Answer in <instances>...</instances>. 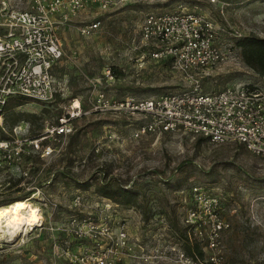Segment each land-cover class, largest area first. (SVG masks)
Segmentation results:
<instances>
[{"label":"rangeland","instance_id":"obj_1","mask_svg":"<svg viewBox=\"0 0 264 264\" xmlns=\"http://www.w3.org/2000/svg\"><path fill=\"white\" fill-rule=\"evenodd\" d=\"M180 4L212 20L218 42L233 55L196 76L203 91L233 83L264 86V77L242 62L237 39L228 34L264 37V0H135L109 10L89 6L57 22L63 54L50 68L55 97L48 103L21 97L23 103L11 110L8 100L0 136L10 137L20 125V134L32 137L65 113L71 115L72 130L63 142L45 141L57 153L47 158L34 153L0 167V206L28 199L41 214L38 225L13 237L2 228L0 264H90L74 262L82 241L68 228L70 215L84 212L105 217L113 231L123 226L130 250L113 264H194L186 248L195 240L186 234V213L195 205L193 187L219 200L218 211L227 223L220 241L222 264H264V156L237 141L211 143L183 130L134 136L148 116L126 108L91 109L98 92L120 101L189 87L188 75L173 66L172 58H154L159 45L144 43L140 36L147 13L172 11ZM23 7L17 0H0V23L12 9ZM95 20L97 27L81 32ZM7 57L0 53V81H9L22 65ZM73 99L78 114L71 109ZM16 111L37 116L12 124ZM101 181L137 196L131 205L116 204L95 192ZM76 196L78 207L71 203ZM202 250L205 263L213 251Z\"/></svg>","mask_w":264,"mask_h":264},{"label":"built area","instance_id":"obj_2","mask_svg":"<svg viewBox=\"0 0 264 264\" xmlns=\"http://www.w3.org/2000/svg\"><path fill=\"white\" fill-rule=\"evenodd\" d=\"M131 1L135 0H17L25 8L12 9L5 22L0 23V53L10 56L7 60L11 63L22 65L11 73L9 81H0V120L8 98L20 96L48 103L55 97L57 89L50 68L63 54L57 22L89 6L109 10ZM180 5L172 11L147 13L140 36L144 43L150 40L159 45L152 52L154 58H172L173 66L188 75L189 87L158 97L135 99L130 96L120 101H110L105 93L98 92L91 109L126 108L148 116L134 136L183 130L211 143L237 141L253 154L264 156V86L233 83L213 92L203 91L196 76L226 63L233 55L218 42L217 27L212 20ZM98 24L95 20L84 25L81 32H88ZM228 34L241 36L236 31ZM74 101L71 109L78 114L81 109ZM69 116V113L58 116L55 123L48 124L32 137H23L21 126L15 125L13 135L0 137V167L34 153L43 158L57 153L58 149L45 141L65 140L72 130ZM192 191L195 205L186 213V234L195 239L191 247L195 242L202 249L213 251L207 255L205 263L197 254L191 256L192 261L194 264H222L220 241L227 223L218 211L219 200L207 197L200 187H193ZM79 202L78 196L71 201L75 207ZM77 214L68 218L73 237L82 241L81 253L74 262L113 264L130 250L123 226L113 231L105 217L97 219L90 213Z\"/></svg>","mask_w":264,"mask_h":264},{"label":"trees","instance_id":"obj_3","mask_svg":"<svg viewBox=\"0 0 264 264\" xmlns=\"http://www.w3.org/2000/svg\"><path fill=\"white\" fill-rule=\"evenodd\" d=\"M236 39V44L240 50V57L242 59V62L248 67H250L259 77H264V37H259L255 35H244V37L240 36L236 37ZM113 71L116 74H121L119 68L113 67ZM10 99H12L10 104H8L10 110L14 109L15 106L23 103V100L20 96H15L12 98H8L5 101L4 106ZM36 116L37 115L34 112L30 113L24 111H16V116L11 121V123L15 124L16 121L22 119L25 121H31V119H35ZM199 139L202 140L203 138L200 137ZM94 187L95 192L99 196L101 195L103 197H106L116 204L119 202L125 205H131L133 200H135V197L137 196V192L134 190L117 185L116 187H112L109 183L103 181H101L100 184ZM186 248L191 254V256L197 254L200 259L203 258L204 252L201 248H199L197 243H195L193 247L189 248V246H186Z\"/></svg>","mask_w":264,"mask_h":264},{"label":"bare ground","instance_id":"obj_4","mask_svg":"<svg viewBox=\"0 0 264 264\" xmlns=\"http://www.w3.org/2000/svg\"><path fill=\"white\" fill-rule=\"evenodd\" d=\"M77 104L78 101H74V105L78 106ZM40 220L39 207L32 205L28 199H18L0 206V232L5 227V232L10 237L17 235L19 231L34 228Z\"/></svg>","mask_w":264,"mask_h":264}]
</instances>
